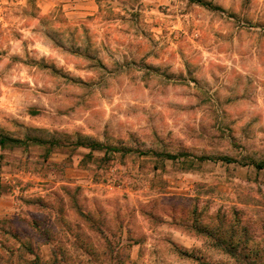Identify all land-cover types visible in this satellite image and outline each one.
Masks as SVG:
<instances>
[{"label": "rangeland", "instance_id": "1", "mask_svg": "<svg viewBox=\"0 0 264 264\" xmlns=\"http://www.w3.org/2000/svg\"><path fill=\"white\" fill-rule=\"evenodd\" d=\"M120 1L0 0V264H264V0Z\"/></svg>", "mask_w": 264, "mask_h": 264}, {"label": "crops", "instance_id": "2", "mask_svg": "<svg viewBox=\"0 0 264 264\" xmlns=\"http://www.w3.org/2000/svg\"><path fill=\"white\" fill-rule=\"evenodd\" d=\"M76 1H77V4L79 5V7L85 11H87V9H91V10L97 12V11H99L100 6H104V7H106V6L112 7L113 6V9L123 11V7L121 6L120 0H76ZM106 3H109V5Z\"/></svg>", "mask_w": 264, "mask_h": 264}, {"label": "trees", "instance_id": "3", "mask_svg": "<svg viewBox=\"0 0 264 264\" xmlns=\"http://www.w3.org/2000/svg\"><path fill=\"white\" fill-rule=\"evenodd\" d=\"M5 144H6V139L5 138L0 139V147H4ZM164 156L166 158H168V159H173L174 158V156L171 155V154H164ZM221 160L230 161V160H227L226 158H222ZM257 167L258 168L264 167V163L263 164H259Z\"/></svg>", "mask_w": 264, "mask_h": 264}]
</instances>
